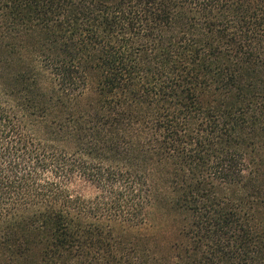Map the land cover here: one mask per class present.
<instances>
[{
    "label": "trees",
    "instance_id": "trees-1",
    "mask_svg": "<svg viewBox=\"0 0 264 264\" xmlns=\"http://www.w3.org/2000/svg\"><path fill=\"white\" fill-rule=\"evenodd\" d=\"M0 264H264V0H0Z\"/></svg>",
    "mask_w": 264,
    "mask_h": 264
},
{
    "label": "rangeland",
    "instance_id": "rangeland-1",
    "mask_svg": "<svg viewBox=\"0 0 264 264\" xmlns=\"http://www.w3.org/2000/svg\"><path fill=\"white\" fill-rule=\"evenodd\" d=\"M174 232L175 226L169 220L163 221L160 225L151 230V233L158 237L162 244L171 242L174 238Z\"/></svg>",
    "mask_w": 264,
    "mask_h": 264
}]
</instances>
